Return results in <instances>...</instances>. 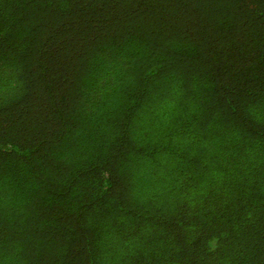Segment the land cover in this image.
<instances>
[{"label": "trees", "instance_id": "trees-1", "mask_svg": "<svg viewBox=\"0 0 264 264\" xmlns=\"http://www.w3.org/2000/svg\"><path fill=\"white\" fill-rule=\"evenodd\" d=\"M0 264H264V0H0Z\"/></svg>", "mask_w": 264, "mask_h": 264}]
</instances>
